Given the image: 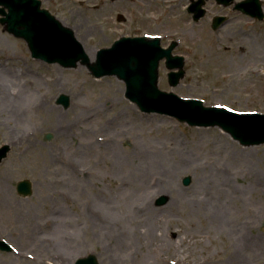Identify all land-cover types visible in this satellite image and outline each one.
Wrapping results in <instances>:
<instances>
[{
    "label": "rangeland",
    "instance_id": "1",
    "mask_svg": "<svg viewBox=\"0 0 264 264\" xmlns=\"http://www.w3.org/2000/svg\"><path fill=\"white\" fill-rule=\"evenodd\" d=\"M71 1L78 8L79 26H71L74 37L84 51L94 49L92 62L99 49L135 32L119 22L117 15L134 16L140 14V7L147 8L159 23L157 30H151L156 34L149 35L160 37L162 47L178 39L180 45L174 53L185 55L184 77L175 87L168 83L170 70L165 60L159 62V90L202 100L209 107L264 114V20H248L250 25L239 20L235 34H218L209 26L206 30H192L180 0ZM85 22V26L93 27L83 29L81 23ZM124 87L116 76L94 79L80 63L74 68H62L32 60L25 42L6 33L0 25V146L10 147L0 163V177L5 178L8 199L14 200L12 208L0 207V238L13 248L11 252L0 251V264H74L76 259L90 254L96 256L98 264H106L104 259L112 256L123 258V264H171L176 257L195 263L210 259L218 264H264V144L241 146L218 127H188L168 116L141 112L125 98ZM30 93L34 99L44 98L46 105L40 110L23 106L26 114L33 113L36 119L19 117L39 130L31 145L24 141L15 144L12 140L19 136L16 129L20 126L15 122V106ZM60 94L68 97L67 108L55 102ZM116 99L119 104L113 102ZM52 107L67 120L85 123L90 130L84 136L92 139L105 135H94L98 132L93 130L97 128V118L111 119L121 111L122 117L112 124L109 133L115 135L117 152L129 155V161L145 144H177L196 155L194 162L199 171L193 164L176 170L172 180L188 191L186 198L202 192L219 196L214 184L199 186L196 178L215 175L212 172L219 169L228 171L230 185L223 196L228 198L229 207L239 212V221L246 222L245 246L206 215L184 206L182 198L169 206V197L163 194L152 200L151 207L157 215L152 222H147V213L140 215L142 211L139 219L129 221L126 209L120 205L115 210V220L93 216L95 201L102 204L111 194L107 150L79 146L74 137L60 144L47 118L46 112ZM127 107L134 110L126 111ZM47 134L49 140L45 139ZM70 159H82L86 171L98 172L94 179L89 177L86 191H76L72 186L76 181L66 180L65 168ZM170 159L171 164L177 161L172 155ZM185 177L190 178L186 186ZM22 180L32 184L29 196L16 191V184ZM160 199H164L162 204L157 203ZM147 229L151 234L146 235ZM161 259L167 260L161 263Z\"/></svg>",
    "mask_w": 264,
    "mask_h": 264
},
{
    "label": "bare ground",
    "instance_id": "2",
    "mask_svg": "<svg viewBox=\"0 0 264 264\" xmlns=\"http://www.w3.org/2000/svg\"><path fill=\"white\" fill-rule=\"evenodd\" d=\"M86 23H81V27L83 29L91 28V26H85ZM79 26V25H78ZM74 32V31H73ZM202 48L204 46L202 45ZM94 49L87 48L85 49V54L88 56L87 58L92 61L94 55ZM264 53V50H263ZM256 55V54H255ZM252 55L253 63H255V56ZM225 74V73H224ZM110 92L112 91V87H109ZM115 95L117 91H114ZM114 94V93H113ZM44 98L39 96V99H34L33 95L30 93L28 96H24L21 104L16 103L15 106V122L18 128L19 136L16 137V141L12 140L15 144H21L23 141L27 142L26 145H31L33 143L32 137L39 130V127L34 126L33 124H24L20 117H28L30 120L36 119L33 113L26 114L27 109L32 108L33 106L36 109H41L43 105H46V102L43 100ZM113 101V100H111ZM114 103L119 104V100L116 99L113 101ZM22 106L21 110L18 111V108ZM24 106V107H23ZM101 109V106L98 105ZM134 108L136 106L132 104ZM132 108H125L127 110H134ZM35 109V110H36ZM47 113V118L50 119L49 126L53 130L52 134H55L57 140H59L60 144L67 143L68 138L74 137L78 139L79 146H86L89 149L104 147L106 152V161L109 170V177L111 178L110 197L105 200L104 203H100L99 200L95 201V209L96 214L93 216L115 220V210L118 205L126 209V217L128 220L136 221L139 219V212L142 211V214H148L149 219L147 222H152V220L157 218V215L154 211V208L151 207L152 200L160 194L167 195L169 197V206L175 204L176 202L181 201L179 198H182L184 201V206L190 208L192 212L199 214H204L207 218L211 219L215 223L219 224L224 230L227 231L228 234L234 235L239 244L245 246V235L244 229L246 227V222L239 221V212H235L232 208L229 207L228 198L223 195L227 194V188L230 185L229 173L226 170L219 169V171L212 172V174H203L196 178V184L199 183V186L202 183L214 184L215 188L219 194V196H214L207 192H202L200 196L195 193L186 198V194L188 191L182 189L176 184L173 180L174 173L178 169H186L190 167V165L195 164L194 160L196 155L185 150L180 145L170 144V143H158L156 144H145L141 145L140 149H137L136 155L132 158L131 161L128 160L129 155L121 154L117 152L115 147V135L109 133L110 127L113 123L119 120L122 117V112L119 111L112 115L108 119L105 116H100L97 118V128L93 130H97L98 132L94 135L100 136L99 133H105V135H101L100 138L92 139L90 136H84L90 129L88 126L76 119L67 120L66 118L60 116V112H58L55 108H49ZM20 114V117H19ZM80 118V115H78ZM102 124V125H101ZM76 131V132H75ZM94 132V131H93ZM71 133V134H68ZM89 133V132H88ZM105 136V137H104ZM95 137V136H94ZM173 156L177 161L173 164L170 163V156ZM72 159L68 160L71 161ZM83 160L71 161L68 167L65 168V177L66 180L76 181L73 184V188L76 191H86L88 189V185L90 183L88 181L91 180L89 178L92 176H99L98 172H88L83 167ZM199 167L196 166L194 170H198ZM4 176L0 177V207L2 208H12L14 204L13 199H8V195L10 194L9 190L6 189ZM12 201V203H11ZM117 203V206L115 205ZM145 213V214H144ZM97 222L96 220H94ZM107 223V221H106ZM245 226V227H244ZM147 234H151V231L147 229ZM59 241H65V239H60ZM184 242V240H183ZM66 245V244H64ZM115 258L109 257L104 259L106 264H123L126 261L123 258ZM145 259L143 261H147ZM167 259H161V263L163 261L166 262ZM194 262V263H193ZM155 263V262H153ZM171 264H218V262L213 263L210 259L203 262L188 261L185 258L180 259L176 257V261Z\"/></svg>",
    "mask_w": 264,
    "mask_h": 264
},
{
    "label": "water",
    "instance_id": "3",
    "mask_svg": "<svg viewBox=\"0 0 264 264\" xmlns=\"http://www.w3.org/2000/svg\"><path fill=\"white\" fill-rule=\"evenodd\" d=\"M250 2L258 5V0ZM0 6L8 9L7 14L0 9V15H4L0 22L7 24L6 30L9 33L28 43L33 57L48 63H59L65 68H74L80 62L95 78L114 75L125 82V97L136 103L143 112L175 117L189 126H218L244 146L264 143V115L237 114L222 108H204L200 101L183 100L171 93L159 91L156 84L160 60L166 59L168 69H179L177 73L168 74L169 85L176 86L184 76L182 58L170 54L172 46L162 49L159 38H121L109 49L98 51L96 61L90 63L73 33L61 27L51 17L48 18V15L39 13L37 7H34L32 12L29 11L25 0H0ZM250 13L262 17L258 9ZM67 100V96L60 95L56 102L66 108L69 104ZM45 138L49 140L50 135L47 134ZM8 151V146L0 148V162ZM189 181V178L184 179L185 186ZM30 187L31 183L27 180L19 182L16 186L18 194L23 197L31 194ZM163 202L164 199H160L157 203ZM0 250L11 249L5 242L0 241ZM75 264L98 263L95 257L90 255L78 259Z\"/></svg>",
    "mask_w": 264,
    "mask_h": 264
},
{
    "label": "flooded vegetation",
    "instance_id": "4",
    "mask_svg": "<svg viewBox=\"0 0 264 264\" xmlns=\"http://www.w3.org/2000/svg\"><path fill=\"white\" fill-rule=\"evenodd\" d=\"M36 1L39 2L40 10L46 11L50 17L54 18L65 27L73 30L71 26L73 24L76 26L79 24L76 22V11L78 8L74 4L72 5L71 0L67 3L62 2V0ZM109 1L113 3L116 0ZM121 1L127 2V0ZM245 1L246 0H180L179 2L182 4V9L186 14V23L191 26L192 30H204L209 26L214 33L219 34L220 32H226L228 34H235L237 32L235 29L236 24L239 20H244V24L247 25H250L248 20L251 22L254 21V18L245 14L242 6H239ZM75 2H78V0H75ZM262 3L263 1L260 0V7L264 13ZM102 7L103 4H101L99 8L101 9ZM99 8H94V10ZM140 9V14L133 16L131 13H128L126 17H123L122 23L126 24L128 30L135 31L133 35L156 34L151 32V30H157L159 24L157 22L158 19L151 17L147 8H144L145 11L142 7H140ZM174 41L175 39L171 40L169 43L171 44V42ZM178 46L179 43L177 44V47Z\"/></svg>",
    "mask_w": 264,
    "mask_h": 264
}]
</instances>
